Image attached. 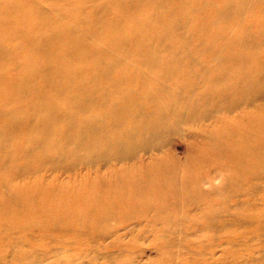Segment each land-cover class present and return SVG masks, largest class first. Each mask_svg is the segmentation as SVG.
<instances>
[{"label": "bare ground", "instance_id": "1", "mask_svg": "<svg viewBox=\"0 0 264 264\" xmlns=\"http://www.w3.org/2000/svg\"><path fill=\"white\" fill-rule=\"evenodd\" d=\"M243 6L0 0V236H68L150 211L169 217L203 197L197 183L212 166L226 170L213 196L220 206L239 187L246 194L264 173V0L244 17ZM184 125L204 141L183 168L163 155L138 158ZM81 163L93 170L65 182L16 179ZM40 256L18 250L10 264Z\"/></svg>", "mask_w": 264, "mask_h": 264}, {"label": "rangeland", "instance_id": "2", "mask_svg": "<svg viewBox=\"0 0 264 264\" xmlns=\"http://www.w3.org/2000/svg\"><path fill=\"white\" fill-rule=\"evenodd\" d=\"M254 2L243 0L240 16H246ZM199 75L195 76L197 87L201 83ZM203 141V135L191 133L184 125L167 132L153 151L138 150L137 154L143 161L163 155L180 169L187 164L191 145ZM88 169L92 167L85 163L72 170L40 168L33 173H19L16 179L39 176L65 182L74 175H84ZM200 175L204 179L197 185L203 197L184 212L169 217L154 218L151 211L140 216L107 217L103 229L82 228L68 236L41 228H24L21 235L2 231L0 264H10L18 250L39 253V264H264V173L246 194L242 187L234 190L232 197L228 194L223 206L219 205L222 195L213 196L223 186L226 170L212 166ZM211 200L212 209L204 216H196Z\"/></svg>", "mask_w": 264, "mask_h": 264}]
</instances>
